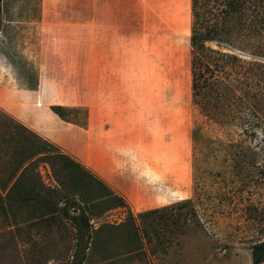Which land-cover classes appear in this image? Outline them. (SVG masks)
<instances>
[{
	"label": "rangeland",
	"instance_id": "rangeland-1",
	"mask_svg": "<svg viewBox=\"0 0 264 264\" xmlns=\"http://www.w3.org/2000/svg\"><path fill=\"white\" fill-rule=\"evenodd\" d=\"M192 21L191 0H2L0 178L11 146L39 148L24 126L125 199L127 208L91 217L95 229L168 208L145 223L152 243L130 227L102 232L87 264H253L264 241V97L195 140ZM38 164L41 182L22 181L10 198L0 188V264L72 260L69 220L42 216L67 186ZM186 200L187 220L173 207Z\"/></svg>",
	"mask_w": 264,
	"mask_h": 264
},
{
	"label": "trees",
	"instance_id": "trees-1",
	"mask_svg": "<svg viewBox=\"0 0 264 264\" xmlns=\"http://www.w3.org/2000/svg\"><path fill=\"white\" fill-rule=\"evenodd\" d=\"M191 4L192 96L193 104L203 120L194 130L196 140L204 124L226 127L231 120L241 121L245 118L243 113L245 115L252 108L251 99L259 102L264 97V60L257 59L264 58V0H191ZM1 12L2 0L0 23ZM210 43H216L218 47L214 48ZM223 45L239 50L243 56L224 51L221 47ZM245 91L252 93V97H246ZM239 101L242 103L239 104ZM238 105L241 108L239 111L236 109ZM20 127L33 139H38L39 148L30 156L27 150H23V146H14L17 147L15 149L11 146L9 156L12 166H9L8 178H0V188L6 191V198H10L22 181L27 179L31 182L36 175L41 182L37 160L51 165L60 185L67 186L66 193L69 194L61 200V205L48 202L42 216L45 220H53L61 214L71 223L75 244L70 264H87L92 257L91 252L98 251L102 232H117L130 227L138 236L141 230L142 240L146 243L153 242L152 232L148 231L145 223L148 219H155L167 207L145 211L137 216L129 211L124 223L106 224L95 229L91 217H97L113 208H127L125 199L115 194L102 179L77 160L58 148L50 150L52 144L24 126ZM14 141L11 138L10 144H14ZM49 191L58 196L64 190L54 188ZM190 203L191 200H186L173 206L186 212L180 216L185 220L188 219V212L194 211L189 209ZM149 225L155 227L152 221ZM252 259L253 264H264V241L253 246Z\"/></svg>",
	"mask_w": 264,
	"mask_h": 264
}]
</instances>
